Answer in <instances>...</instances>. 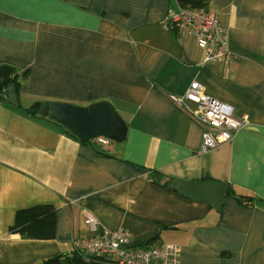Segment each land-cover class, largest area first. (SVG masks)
Instances as JSON below:
<instances>
[{
	"label": "crops",
	"instance_id": "1",
	"mask_svg": "<svg viewBox=\"0 0 264 264\" xmlns=\"http://www.w3.org/2000/svg\"><path fill=\"white\" fill-rule=\"evenodd\" d=\"M179 7L0 0V65L16 76L0 90V264L69 253L93 234L84 209L98 221L95 233L176 244L178 264H264V0H208L205 9L227 31V62H204L194 35L167 26ZM194 80L247 123L206 153L201 126L170 98ZM102 100L126 122L124 140L80 141L31 108ZM174 181L224 182L253 200L239 203L226 191L217 210ZM38 204L55 209L54 238L8 233L17 209Z\"/></svg>",
	"mask_w": 264,
	"mask_h": 264
},
{
	"label": "built area",
	"instance_id": "2",
	"mask_svg": "<svg viewBox=\"0 0 264 264\" xmlns=\"http://www.w3.org/2000/svg\"><path fill=\"white\" fill-rule=\"evenodd\" d=\"M170 29L194 35L197 47L203 51V61L227 62L231 58L227 31L218 17L206 9L181 6L167 19ZM172 102L201 128L199 152L206 153L229 141L246 122L234 114L233 107L204 91L196 80L191 81L181 95H171ZM92 143L107 145L110 142L99 135ZM83 222L93 234L75 240L74 249L84 255L104 259L108 264H178L179 247L172 243L134 244L126 230L97 231L98 221L87 209L82 210Z\"/></svg>",
	"mask_w": 264,
	"mask_h": 264
},
{
	"label": "water",
	"instance_id": "3",
	"mask_svg": "<svg viewBox=\"0 0 264 264\" xmlns=\"http://www.w3.org/2000/svg\"><path fill=\"white\" fill-rule=\"evenodd\" d=\"M12 69L0 65V90L8 83ZM32 113L39 111L63 125L80 141H87L102 135L110 140L122 141L126 137L127 124L115 107L107 100L92 102L86 106L68 102L50 101L44 105L36 102ZM169 186L178 189L184 196L207 200L219 210L227 184L218 181H174Z\"/></svg>",
	"mask_w": 264,
	"mask_h": 264
},
{
	"label": "trees",
	"instance_id": "4",
	"mask_svg": "<svg viewBox=\"0 0 264 264\" xmlns=\"http://www.w3.org/2000/svg\"><path fill=\"white\" fill-rule=\"evenodd\" d=\"M181 6L205 9L208 0H176ZM207 10V9H206ZM13 75V74H11ZM9 75V83L16 80V76ZM27 72H24V76ZM17 82V81H16ZM15 82V83H16ZM18 84V83H17ZM16 84V89L17 86ZM7 86V85H6ZM5 86V87H6ZM18 90V89H17ZM1 92V91H0ZM170 183V182H169ZM168 183V184H169ZM174 189V187H172ZM176 189V188H175ZM227 194L234 197L239 203L243 200L249 203L253 200L251 196L237 194L232 188L227 189ZM56 231L55 209L50 204H38L15 211L13 223L8 227V233H18L27 239H52ZM35 264H108L104 259L84 255L76 249H72L64 255L48 257Z\"/></svg>",
	"mask_w": 264,
	"mask_h": 264
},
{
	"label": "rangeland",
	"instance_id": "5",
	"mask_svg": "<svg viewBox=\"0 0 264 264\" xmlns=\"http://www.w3.org/2000/svg\"><path fill=\"white\" fill-rule=\"evenodd\" d=\"M10 74H12V73H10Z\"/></svg>",
	"mask_w": 264,
	"mask_h": 264
}]
</instances>
